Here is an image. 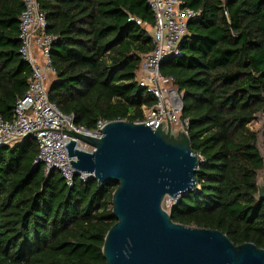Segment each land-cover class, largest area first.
<instances>
[{"label":"trees","instance_id":"16d2710c","mask_svg":"<svg viewBox=\"0 0 264 264\" xmlns=\"http://www.w3.org/2000/svg\"><path fill=\"white\" fill-rule=\"evenodd\" d=\"M56 36V75L48 96L74 124L94 131L100 119L135 122L155 97L136 80L154 49L146 0H38ZM203 12L189 24L182 54L161 72L183 92L182 120L200 157L197 187L169 212L175 222L218 229L236 244L264 248V201L258 174L264 157L250 124L264 115V0H182ZM24 0H0V115L13 118L28 88L20 16ZM138 21H141L139 23ZM36 140L0 147V264H107L105 237L116 223L118 182L69 186L59 170L36 165Z\"/></svg>","mask_w":264,"mask_h":264},{"label":"water","instance_id":"95a60500","mask_svg":"<svg viewBox=\"0 0 264 264\" xmlns=\"http://www.w3.org/2000/svg\"><path fill=\"white\" fill-rule=\"evenodd\" d=\"M71 165L100 184L116 181L113 216L103 253L107 264H264V248L236 245L218 230L175 222L163 203L197 187L200 157L186 131L114 120L102 135L64 130ZM77 141L94 148H77ZM40 165V164H39ZM264 201V185L258 183Z\"/></svg>","mask_w":264,"mask_h":264},{"label":"built area","instance_id":"2783aa9c","mask_svg":"<svg viewBox=\"0 0 264 264\" xmlns=\"http://www.w3.org/2000/svg\"><path fill=\"white\" fill-rule=\"evenodd\" d=\"M150 6L155 24L146 25L154 42V49L142 56L136 72L140 88L155 97L152 106L144 105V118L135 123L151 124L158 128L163 123L187 132L188 121L182 120L183 92L173 77L161 72L162 64L169 58L182 54L181 45L189 37L191 21H200L204 14L184 4L182 0H146ZM24 10L20 16V54L31 68L26 93L19 97L13 118L6 120L0 115V147L15 146L28 136L38 144L35 164H42L49 174L59 170L69 186H73L77 175L83 181L93 179L94 174L78 172L72 165L66 145L72 137L64 130H74L102 135L103 126L110 121L100 119L94 131L77 127L74 115L65 114L48 96V87L56 75L51 58L52 43L56 36L47 32L48 22L38 0H24ZM141 23V21H138ZM77 148L92 151L94 148L77 141ZM166 199H171L167 197ZM165 199V200H166ZM172 202V205L175 203ZM171 205V206H172Z\"/></svg>","mask_w":264,"mask_h":264},{"label":"rangeland","instance_id":"374dc122","mask_svg":"<svg viewBox=\"0 0 264 264\" xmlns=\"http://www.w3.org/2000/svg\"><path fill=\"white\" fill-rule=\"evenodd\" d=\"M250 126L258 132V145H259L260 151L264 157V115L261 113L258 114L256 116L255 120L250 124ZM174 129H175V133H177V134L179 133L180 130L183 131L182 129L177 128L176 126ZM258 183L260 184V186L264 185V168L259 171ZM174 200L175 199H166L163 203V206L167 210H170L172 202H174Z\"/></svg>","mask_w":264,"mask_h":264}]
</instances>
